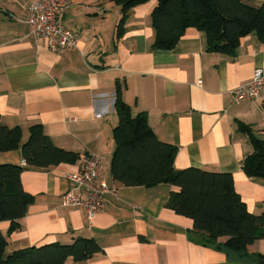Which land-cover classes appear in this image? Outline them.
Instances as JSON below:
<instances>
[{"label":"crops","instance_id":"crops-1","mask_svg":"<svg viewBox=\"0 0 264 264\" xmlns=\"http://www.w3.org/2000/svg\"><path fill=\"white\" fill-rule=\"evenodd\" d=\"M32 1L0 0V121L21 127L23 143L30 127L41 124L57 146L80 158L38 168L25 163L20 148L0 152V163L24 166L23 187L35 196L18 228L0 221L8 240L5 255L85 237L102 250L82 260L70 256L64 264H260L264 235L243 258L206 244L192 218L167 206L180 187L169 182L127 186L113 178L111 162L120 85L132 114L146 112L157 136L177 147L175 168L232 173L248 209L262 213L264 178L242 169L254 146L241 125L264 138V99L236 101L234 90L250 81L256 68L264 69V41L250 33L235 53L213 51L207 33L189 27L174 48L156 49L155 0L131 9L121 35L116 0H71L64 23L79 44L60 55L30 33ZM89 153L102 158L103 180L115 188L91 219L84 208L62 205L72 186L68 175Z\"/></svg>","mask_w":264,"mask_h":264},{"label":"trees","instance_id":"trees-1","mask_svg":"<svg viewBox=\"0 0 264 264\" xmlns=\"http://www.w3.org/2000/svg\"><path fill=\"white\" fill-rule=\"evenodd\" d=\"M116 1L122 11L118 27L121 35L131 9L150 0ZM155 1L151 17L156 32L152 47L156 49L174 48L189 27L205 31L208 49L213 51L235 53L241 39L250 33L264 41V0L258 7L244 0ZM116 93L119 123L113 130V178L127 186L169 182L180 187L171 192L167 206L192 218L194 229L206 244L241 258L248 256V246L264 235V210L255 214L248 209L236 190L232 173L199 167L175 168L177 147L157 136L146 112L132 114L120 85ZM241 129L251 134L254 146V151L243 160L242 169L248 176L264 178V138L254 135L249 125H241ZM29 132L23 143L21 127L0 121V152L20 148L26 163L38 168L75 163L80 158L79 153L57 146L43 125H32ZM23 170L20 164L0 163V221H11L10 230L18 228L20 219L35 201V196L23 187ZM222 236L227 240L219 241ZM7 245V237L0 229V264H64L70 256L82 260L102 250L97 241L85 237L68 244L53 242L21 248L5 255Z\"/></svg>","mask_w":264,"mask_h":264},{"label":"built area","instance_id":"built-area-1","mask_svg":"<svg viewBox=\"0 0 264 264\" xmlns=\"http://www.w3.org/2000/svg\"><path fill=\"white\" fill-rule=\"evenodd\" d=\"M71 0H33L27 22L36 39H44L54 52L64 55L75 49L79 37L64 23V16ZM235 100L243 98L264 99V69L256 68L250 81L234 90ZM26 163V161H25ZM72 186L63 194L62 205L84 208L89 219L103 207L105 194L115 192L103 180L102 158L94 153L85 155L78 170L68 175Z\"/></svg>","mask_w":264,"mask_h":264},{"label":"rangeland","instance_id":"rangeland-1","mask_svg":"<svg viewBox=\"0 0 264 264\" xmlns=\"http://www.w3.org/2000/svg\"><path fill=\"white\" fill-rule=\"evenodd\" d=\"M247 4L253 5V6H260L262 3V0H244Z\"/></svg>","mask_w":264,"mask_h":264},{"label":"water","instance_id":"water-1","mask_svg":"<svg viewBox=\"0 0 264 264\" xmlns=\"http://www.w3.org/2000/svg\"><path fill=\"white\" fill-rule=\"evenodd\" d=\"M260 264H264V258L259 259Z\"/></svg>","mask_w":264,"mask_h":264}]
</instances>
